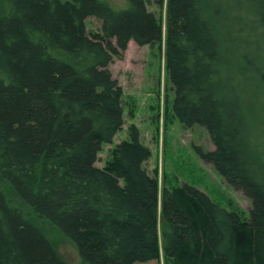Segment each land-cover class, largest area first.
<instances>
[{"label":"trees","instance_id":"1","mask_svg":"<svg viewBox=\"0 0 264 264\" xmlns=\"http://www.w3.org/2000/svg\"><path fill=\"white\" fill-rule=\"evenodd\" d=\"M205 1L204 9V0H167L164 27L148 0L123 9L107 0H0V264H67L46 228L74 244L81 264L163 263L162 242L165 264H264V171L248 152L240 109L221 97L228 89L218 70L234 59L204 14L219 32L232 34L246 15L264 30V0ZM89 17L103 34L88 33ZM130 42L165 43L174 115L207 130L215 150L195 152L252 200L248 220L190 185L161 193L134 127L112 162L96 165L124 125L109 66ZM3 183L32 214L10 202Z\"/></svg>","mask_w":264,"mask_h":264},{"label":"rangeland","instance_id":"2","mask_svg":"<svg viewBox=\"0 0 264 264\" xmlns=\"http://www.w3.org/2000/svg\"><path fill=\"white\" fill-rule=\"evenodd\" d=\"M117 9L126 8L127 0H107ZM159 0H148V8L164 21L167 17L166 4ZM208 2L204 0V9ZM222 11V6H219ZM245 8V7H243ZM207 13V20L213 34L219 39L221 52L228 48L233 64L219 68L220 87L228 89L221 96L227 103L240 109L244 121L245 140L249 153L260 160L264 171V30L260 21L253 15H246L244 20L235 21L238 29L228 33L227 29L219 32L214 28L213 15ZM234 18V17H233ZM219 20L223 21L220 17ZM86 27L92 36L103 34V22L96 17L86 19ZM229 24L226 23V26ZM238 32L240 34H238ZM226 34V35H225ZM228 35V40H226ZM231 41L226 43L225 41ZM230 52V53H229ZM229 68V69H228ZM224 69V70H222ZM113 79L122 87V105L124 125L111 144L102 145L96 165L106 168L113 160L115 148L130 140L132 127L140 133V140L151 151V158L145 163L148 173L157 180L160 191L164 188L175 190L190 185L206 193L210 199L229 212H237L248 220L253 209L252 200L242 191L233 188L219 174L215 166L205 162L195 152L196 147L215 150V145L207 130L199 125L187 127L176 118L173 111L175 87L170 80L166 65L165 43L154 46H139L130 42L123 52V57H114L109 66ZM229 72L227 82L224 73ZM228 75V74H227ZM8 199L13 205L30 209L17 200L14 192L5 184ZM163 221L159 223L161 229ZM47 229V230H46ZM45 231L55 243L67 264H81V259L74 244L56 230ZM162 241V240H161ZM163 263L165 264L163 242Z\"/></svg>","mask_w":264,"mask_h":264}]
</instances>
